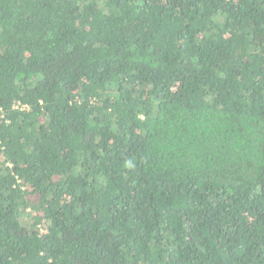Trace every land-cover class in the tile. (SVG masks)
<instances>
[{
    "label": "trees",
    "instance_id": "16d2710c",
    "mask_svg": "<svg viewBox=\"0 0 264 264\" xmlns=\"http://www.w3.org/2000/svg\"><path fill=\"white\" fill-rule=\"evenodd\" d=\"M0 264H264V0H0Z\"/></svg>",
    "mask_w": 264,
    "mask_h": 264
}]
</instances>
